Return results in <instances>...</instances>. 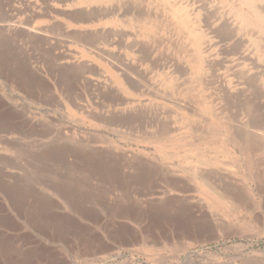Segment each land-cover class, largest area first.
Masks as SVG:
<instances>
[{
  "label": "rangeland",
  "instance_id": "rangeland-1",
  "mask_svg": "<svg viewBox=\"0 0 264 264\" xmlns=\"http://www.w3.org/2000/svg\"><path fill=\"white\" fill-rule=\"evenodd\" d=\"M243 3L0 0V264H264Z\"/></svg>",
  "mask_w": 264,
  "mask_h": 264
},
{
  "label": "bare ground",
  "instance_id": "bare-ground-1",
  "mask_svg": "<svg viewBox=\"0 0 264 264\" xmlns=\"http://www.w3.org/2000/svg\"><path fill=\"white\" fill-rule=\"evenodd\" d=\"M244 3L243 4H245L251 11H252V13H253V15H254V17H253V20L252 21H246V23L248 24V25H250V24H253L254 25V27L256 26V28H258L259 29V31L261 32V33H263L264 34V15L256 8V6H255V2L257 1V0H242ZM250 16H251V13L249 14ZM247 17H249V16H247ZM246 19V18H245ZM248 19V18H247ZM141 23V22H140ZM137 27V26H136ZM250 27V26H249ZM259 32V33H260ZM202 35H200V34H195L194 35V41H195V43H200L201 42V39H202ZM257 37V36H256ZM239 71V70H238ZM240 77V76H239ZM251 80V79H250ZM190 87V86H189ZM194 90H195V88H194ZM189 93V92H188ZM240 101V100H239ZM200 102V101H199ZM252 102V101H251ZM247 107V106H246ZM248 108H249V106H248ZM246 109V108H245ZM230 110V109H229ZM232 115V114H231ZM209 118V117H208ZM219 120V119H218ZM221 122V121H220ZM225 123V122H224ZM264 123V122H263ZM223 124V123H222ZM231 124V123H230ZM226 129V128H225ZM259 129V128H258ZM226 130H228V129H226ZM230 135H232V134H230ZM256 136V135H255ZM229 137V136H228ZM235 137V136H234ZM241 141V140H240ZM231 142V141H230ZM235 143H237V141L235 142ZM248 143V142H247ZM239 147L241 148V153H242V155H243V157H249V151H250V148L248 147V144H246V141H244V140H242L240 143H239ZM237 146V145H236ZM256 149V148H255ZM252 151V150H251ZM245 161V160H244ZM247 162V161H246ZM210 168V167H209ZM252 168V167H251ZM140 180V179H139ZM179 182V181H178ZM178 186V185H177ZM215 193V192H214ZM219 195V194H218ZM223 197V196H222ZM224 198H226V199H229V197L228 196H224ZM231 199V198H230ZM231 203V202H230Z\"/></svg>",
  "mask_w": 264,
  "mask_h": 264
}]
</instances>
